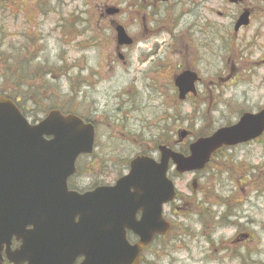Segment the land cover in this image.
<instances>
[{"label": "rangeland", "instance_id": "1", "mask_svg": "<svg viewBox=\"0 0 264 264\" xmlns=\"http://www.w3.org/2000/svg\"><path fill=\"white\" fill-rule=\"evenodd\" d=\"M43 1H49L53 8L57 6L55 0ZM129 1L65 0L62 13L60 8L56 13L45 5L39 6L43 13L46 12L44 18L34 12L38 0L27 1L25 7L29 13H21L18 21L0 24V59L10 55L12 47L18 49L23 45L28 34L33 40H42L31 43L29 54H40L38 62L51 68L53 77L47 79V87L51 91L59 89L65 97L62 101L67 114L77 113L97 122L99 116H109L118 108L117 95L124 94V100L130 97L132 108L125 110L129 116L124 125L126 129L100 124L95 157H82L78 163L79 168L80 163L97 164L99 160L104 167L105 163L113 165L111 168L117 172L111 179L107 178L108 181L116 180L127 160L143 149L152 150L150 148L160 137H170L178 151L183 152L203 132L234 124L244 112L256 113L264 109V50L250 53L248 48L249 44L256 42L254 29L258 22L255 21L254 29L237 35L235 42L241 56L233 57L228 52L232 28L230 20L226 19V13H231L233 7H229L226 0H170L167 4L157 2V6L154 4L156 0H146V11L142 14L146 20L139 16L136 21L132 14L136 12L128 7ZM105 6L121 9L112 20L122 24L135 40L132 69L122 63L113 65L112 69L106 67L108 54L117 56V44L110 24L100 23ZM217 11L223 16L219 17ZM61 15L65 21H78L69 38L63 37L61 30H55ZM26 18L30 20L29 26H25ZM178 27L180 35L175 39L168 28L173 32ZM101 32L102 38L98 35ZM77 33L80 37L76 36ZM183 34L189 35H185L181 43L179 38ZM155 44L160 47L162 59L170 58L172 64L179 61L182 69L198 75L201 81L196 96H189L181 102L171 86L174 77L169 78V82L166 79L170 88L159 92L142 86L141 75L137 79L134 69L145 67L136 62ZM260 44L264 45L263 40ZM122 48L120 52L123 54L131 50ZM83 56L91 70L99 72V64H102L105 68L103 74L109 73V76L102 81L94 77L93 88L80 87L78 92L77 62L80 59L83 63ZM63 70L65 77L59 76ZM84 74L86 76L88 70ZM25 116L33 123L32 113L28 111ZM39 117L42 119L44 115ZM183 130L189 131L190 135L184 143L176 144L177 134ZM127 132L132 134L128 135L129 138L124 137ZM211 164L210 169L196 177L197 190H193L192 175L175 181L180 196L187 200H181V211L176 212L172 220L167 212V220L172 223L171 235L149 250L146 256L150 254L148 259L151 262L147 261L148 264H264V138L260 143L225 149ZM92 169L87 177L94 176L95 165ZM87 177H79L80 190L95 181L94 177ZM225 203L232 206L231 217L225 214ZM216 228L219 229L216 231ZM236 232L248 234L251 240L248 238L230 245L229 241ZM164 244L168 245L166 252L162 248Z\"/></svg>", "mask_w": 264, "mask_h": 264}, {"label": "water", "instance_id": "2", "mask_svg": "<svg viewBox=\"0 0 264 264\" xmlns=\"http://www.w3.org/2000/svg\"><path fill=\"white\" fill-rule=\"evenodd\" d=\"M106 13L119 10L108 7ZM247 20L246 13L237 28ZM116 32L120 46L132 44L123 26ZM197 81L190 71L177 77L181 100L195 94ZM263 134L264 110L245 113L235 125L192 143L188 156L160 147V162L137 157L115 187L80 194L69 191L67 181L76 173L77 158L93 152L94 126L58 110L31 124L12 100L0 96V250L16 238L22 242L16 255L28 264H75L80 257L81 264H138L142 248L127 243L126 230L136 233L143 246L157 233L168 234L163 206L176 196L167 176L170 163L178 173L201 171L221 148ZM186 136L183 132L181 139Z\"/></svg>", "mask_w": 264, "mask_h": 264}, {"label": "flooded vegetation", "instance_id": "3", "mask_svg": "<svg viewBox=\"0 0 264 264\" xmlns=\"http://www.w3.org/2000/svg\"><path fill=\"white\" fill-rule=\"evenodd\" d=\"M17 1V5H15V13H14V19L16 21H18V16L23 13V14H27L29 13L28 9L25 7L27 1L32 2L33 0H16ZM52 1V0H50ZM57 2V6L55 8H53L49 1L44 2L43 0H38L39 5H37L34 8V12H36L38 15L40 14V17H46V12H42V10L40 9L39 6H47L49 8V10L51 12H56L59 13V8L61 10L60 13L63 12V9L65 7V0H55ZM170 1V0H168ZM209 2H214V0H208ZM157 2L160 3L158 0L154 1L155 6H157ZM147 1H142L140 2V0H130L128 3V7L131 10H135V14L132 13L135 17L134 21H136L138 19L139 16H142L144 20H146V17L143 16L142 14L145 13L146 8L145 5H147ZM226 3L229 4V7H233V10L231 11V13H226V19L230 20V26L232 28V36L229 34V40L230 43L228 45V52L230 53L231 56L233 57H237L238 55L241 56V51L240 49H238V46L236 45V37L238 34H240L241 32H246L249 29H254V24L255 21L258 22V26L254 29V37H255V41L256 42H252L251 44L248 45V48L250 49L249 52L250 53H254L257 50H264V45L260 44V41L263 40L264 43V0H226ZM62 4V5H61ZM61 5V6H59ZM107 6H105L103 8V11L101 12V16L102 18H100V23H102L103 21L108 22V24H110V26L112 27V29L114 30L115 27L118 25V22L112 20V18H107L105 15V9ZM25 10V11H24ZM33 12V13H34ZM211 12L213 13V10H211ZM248 14V25H242L241 27L237 28V23L239 22V20L241 19V17L244 14ZM219 17L223 16L222 12L217 11L216 13ZM6 17V14L2 16V19L4 20ZM39 16H37L35 19L37 20ZM108 19V20H107ZM25 26H29L30 20L29 18H26L25 20ZM137 24V23H135ZM180 24V23H179ZM207 25H209V22L207 21ZM177 26V25H176ZM175 26V27H176ZM212 26H214V24H212ZM180 27V26H179ZM179 27L177 29L174 30L173 33H171L173 35V38L178 39V36L180 35V31H179ZM40 27H38L39 29ZM56 31L61 30V33L63 34V37H65V17H63V15H61V19L59 22H57ZM41 30L39 29V32ZM102 34L103 32H101L99 35L100 38H102ZM185 35H189V34H183L179 39L181 41V43L183 42L184 36ZM40 39H43V36L40 37ZM116 40V38H115ZM258 40H260L259 42H257ZM42 41V40H40ZM117 44V56H114V54H108V58H107V62H106V67H108V69H112L113 65H117L119 63H122V65L124 67L127 68H131L132 69V64L135 65V63L133 62V48L135 46V40L133 39V44L130 45L128 48H130V52L128 54H123L122 52H120L121 49H123L122 47H120L116 41ZM96 47V46H93ZM159 45L155 44L154 47L149 50L148 52H146L144 55H142V57L139 59V62H136V64L141 65V67H145L144 69L142 68H135L134 72L135 75L137 76L136 78L138 79V75H141V82H142V86H144L146 89L150 90V91H155L157 90L158 92L161 89L167 88L170 86L167 84V80L169 82V78L174 77V80L172 79V83L171 86L175 89L176 93L178 92L176 86H175V79L176 77L181 74L183 71H186L188 69L186 68H181V63L179 61L174 62V64L171 63V59L170 58H165L162 59L160 57L159 54ZM253 48V49H252ZM159 55V56H158ZM84 61L83 63L80 61L77 62V67H78V77H79V91H80V87L81 88H93L94 87V82H93V78L94 77H99L100 80H104V78L109 76V73L107 74H103V71L105 68H103L102 64H99V72L98 71H93L89 68L87 59L85 58V56H83ZM160 57V58H159ZM133 62V63H132ZM148 64H150L148 66ZM63 67L65 66V62H62ZM65 69V68H64ZM88 70V74L85 76L84 72ZM64 71V70H63ZM65 72V71H64ZM127 72H129L127 70ZM165 79V81H164ZM136 83V81H134ZM98 83V81L96 82ZM178 95V93H177ZM124 94H119L116 96L117 98V106L118 108L114 111V112H110L109 116H99L97 118V122L96 120H91L92 118H86L83 117L85 119V121H90L95 125V128L98 131V127L100 124H107L112 128V126H122L123 129H126L125 125V121L129 119V116H127L125 114V110L126 109H130L131 107V99L130 97H127L126 100H124ZM188 99V97H187ZM65 104V103H64ZM107 131V130H106ZM188 133H190L188 131ZM98 134V133H97ZM131 136V132H127L126 134H124V137L126 136L127 138H129V136ZM179 135V132L178 134ZM187 140V139H185ZM185 140L179 139L176 144H182L184 143ZM258 142L260 143V141L258 140ZM189 146V144H188ZM174 148L175 144H174ZM152 150L148 149H143L142 152H140L137 156H142V155H148V156H153L154 158H158L159 155L157 153V147H155V145L153 146V148H150ZM88 159L90 157H87ZM92 158V157H91ZM155 158V159H156ZM100 163V164H98ZM98 163H95V169L96 172L94 174L95 181L89 185L88 188L80 190L79 187V177H87L88 173L83 174L81 172V170L79 169L78 172L76 173V175H73L69 181H68V186L70 190L73 191H77L79 193H85L88 191H92L94 189L97 188H109V187H113L116 182L118 181V179H120L122 176H124L126 173H128L129 168H130V160L126 161V165H124V169L122 171H120L118 173V177L116 178V180L114 181H108L106 180L107 178L111 179L112 177L115 176V173L117 171H115V169H113L114 167L111 168V166L113 165H107L105 163V167L103 162H101V160L98 161ZM85 166L87 167L88 164H85ZM172 167V166H171ZM88 169V168H87ZM86 169V170H87ZM93 171V170H92ZM126 172V173H125ZM204 173V172H203ZM203 173H191V174H178L177 172H175V170L172 168L169 171V178L172 179L174 182L176 180H180L182 177H186L187 175H192L194 177L193 182H192V187L193 190H197L198 184H197V176L202 175ZM89 175V174H88ZM91 177H87V178H91ZM176 183V182H175ZM176 185V184H175ZM177 190V195H176V201H174L173 203L167 205L164 208V212H165V216H167V211L170 212V214H172L173 216L176 215V212L181 211V200H187V198L183 197L182 195L180 196V193L176 187ZM199 200H203V199H199ZM204 200H208V198H205ZM167 210V211H166ZM142 216V212H138L137 213V218L140 219ZM78 221V219H77ZM126 238L129 241V243L131 244H135L138 242V239L133 235V232L130 230L126 231ZM201 235V234H199ZM158 238V237H157ZM162 238V237H159ZM250 239L248 234H239L238 232H236V234L233 236L232 240L229 241L230 245H235L236 243H241V241H244L246 239ZM159 242V241H158ZM235 242V243H234ZM21 245L22 242L17 240L16 238H13L10 242V246H6L4 245L2 247V249L0 250V264H27L25 262H23V256H18L16 255V253L21 249ZM149 248V247H148ZM146 248L144 251L148 252L150 249ZM248 249H246L247 251ZM83 261V258H79L76 261V264H80Z\"/></svg>", "mask_w": 264, "mask_h": 264}, {"label": "trees", "instance_id": "4", "mask_svg": "<svg viewBox=\"0 0 264 264\" xmlns=\"http://www.w3.org/2000/svg\"><path fill=\"white\" fill-rule=\"evenodd\" d=\"M15 5H17L16 0H0V16L5 15L9 10L15 13ZM77 23L78 21L74 23L65 21V38L71 37ZM78 35L77 33L76 36ZM26 38L23 45L18 49L12 47L13 52H9L10 55L0 59V96L13 100L24 114L28 111L32 113L34 122H37L40 115H46L51 110L58 109L63 112V96L59 89L51 91V88L47 87V79L53 77V72L48 64L38 62L40 54H29L31 43L34 41L33 44H35L40 40H33L29 34ZM62 75L64 76L60 71L59 76ZM210 134L211 132L207 131L198 137H206ZM163 143L169 142L164 140ZM92 166H85L81 171H86L87 168L89 171Z\"/></svg>", "mask_w": 264, "mask_h": 264}]
</instances>
